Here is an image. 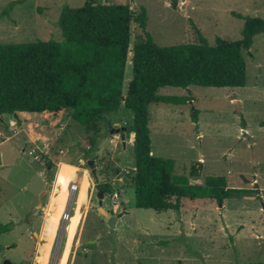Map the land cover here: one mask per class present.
Returning <instances> with one entry per match:
<instances>
[{"label":"rangeland","instance_id":"374dc122","mask_svg":"<svg viewBox=\"0 0 264 264\" xmlns=\"http://www.w3.org/2000/svg\"><path fill=\"white\" fill-rule=\"evenodd\" d=\"M11 1L0 0V14ZM86 1L22 0L10 16L0 18V43L61 40L63 6ZM92 1L128 4L133 16L145 7L147 30L161 47L195 42L191 21L214 44L216 37H241L243 20L233 12L264 18V0H177V9L172 0ZM137 34L132 21L130 49ZM243 54L245 86L161 88V95L193 100L150 105L149 129L152 155L173 159L176 174L188 175L192 163L201 161L203 172L193 184L219 175L229 187L252 193L223 204L183 199L180 211L137 208L132 135L125 133L123 145L120 134L109 130L132 124L124 104L97 123L105 136L89 155L84 152L90 132L68 109L22 113L19 121L5 114L0 118V225L10 230L0 233V264L5 259L13 264H264V33ZM131 56L124 92L132 79ZM61 160L75 165L58 166ZM71 182H81L75 196L68 190ZM103 184L109 185L104 209L122 213L113 228L98 210L96 194ZM67 208L73 213L63 228Z\"/></svg>","mask_w":264,"mask_h":264},{"label":"trees","instance_id":"16d2710c","mask_svg":"<svg viewBox=\"0 0 264 264\" xmlns=\"http://www.w3.org/2000/svg\"><path fill=\"white\" fill-rule=\"evenodd\" d=\"M20 3L22 0H12L0 18L10 16ZM171 7L177 9V0L171 1ZM232 14L243 20L237 40L216 37L210 44L191 21L195 42L161 47L147 30L143 6L135 16L128 4L88 0L80 7L63 6L58 19L61 40L0 43V118L68 109L71 118L90 132L84 152L89 155L105 136L97 123L105 119V112L124 104L133 114L132 124L124 130L134 134L132 184L137 208L180 211L183 199H211L223 204L233 196L252 193L229 187L226 177L219 175L193 184L191 179L203 172L201 161L192 163L188 175L176 174L173 159L151 153L150 105H182L193 100L190 96L161 95V88L245 86L243 53L250 50L256 35L264 33V18ZM132 21L138 34L130 49ZM130 52L132 79L124 92ZM194 115L197 120V112ZM47 163L51 165V160ZM98 187L109 191L107 184ZM9 230L0 225V233Z\"/></svg>","mask_w":264,"mask_h":264},{"label":"water","instance_id":"95a60500","mask_svg":"<svg viewBox=\"0 0 264 264\" xmlns=\"http://www.w3.org/2000/svg\"><path fill=\"white\" fill-rule=\"evenodd\" d=\"M14 118L19 121V115L18 113L13 114ZM125 128H110L111 133H119L120 138L123 141V145H125ZM88 167L91 169V173L93 175L96 174V171L93 167V160H88ZM0 164H1V155H0ZM105 191L99 190L96 194V197L98 199V210L103 215V217L107 220V224L109 227L113 228L117 222V219L122 215V213L118 215H112L109 211L104 209L103 207V198H104ZM65 227V222L63 224V228ZM4 264H13L11 260L5 259Z\"/></svg>","mask_w":264,"mask_h":264},{"label":"crops","instance_id":"0c3cea01","mask_svg":"<svg viewBox=\"0 0 264 264\" xmlns=\"http://www.w3.org/2000/svg\"><path fill=\"white\" fill-rule=\"evenodd\" d=\"M20 114H22V113H18V115H20ZM43 114H49V113H44L43 112ZM131 135H132V137H131V143H133V137H134V134L133 133H131ZM125 138H126V134H125ZM106 140H110V138L109 137H107V138H105ZM126 144V143H125ZM99 146V145H98ZM97 149H98V147H97ZM96 149V150H97ZM79 160V159H78ZM75 162H71V161H65V160H61V161H59L58 163H56L58 166H61L62 164H69V165H75L74 164ZM80 180V179H79ZM82 181V180H81ZM81 183V182H80ZM80 183H76L77 184V188H76V190L74 191V196L76 195V193H77V190H78V187L80 186ZM69 186V188H70V185H68ZM69 188H68V190H69ZM77 198V197H76ZM77 204V199H76V203H75V205ZM73 206V205H72ZM75 207H77V205L75 206ZM75 207H74V209H75ZM73 212H71L70 211V215L72 214ZM69 218L70 217H68V220H69ZM118 220V219H117Z\"/></svg>","mask_w":264,"mask_h":264},{"label":"built area","instance_id":"2783aa9c","mask_svg":"<svg viewBox=\"0 0 264 264\" xmlns=\"http://www.w3.org/2000/svg\"><path fill=\"white\" fill-rule=\"evenodd\" d=\"M76 188H77V184L74 182H71L70 183V189H69L70 193L73 194L74 191L76 190ZM113 197H114V199L118 198L119 197L118 193H114ZM69 211H70V209L67 208L66 211L63 212V214H62L63 222L67 221V217L70 215Z\"/></svg>","mask_w":264,"mask_h":264},{"label":"flooded vegetation","instance_id":"af4514ba","mask_svg":"<svg viewBox=\"0 0 264 264\" xmlns=\"http://www.w3.org/2000/svg\"><path fill=\"white\" fill-rule=\"evenodd\" d=\"M29 229H30L31 233L33 234L34 233L33 230H32L33 228L30 226Z\"/></svg>","mask_w":264,"mask_h":264},{"label":"bare ground","instance_id":"6f19581e","mask_svg":"<svg viewBox=\"0 0 264 264\" xmlns=\"http://www.w3.org/2000/svg\"><path fill=\"white\" fill-rule=\"evenodd\" d=\"M70 189V188H69Z\"/></svg>","mask_w":264,"mask_h":264}]
</instances>
